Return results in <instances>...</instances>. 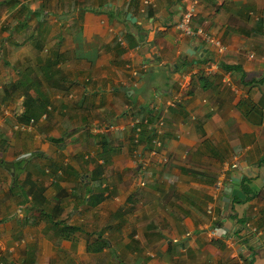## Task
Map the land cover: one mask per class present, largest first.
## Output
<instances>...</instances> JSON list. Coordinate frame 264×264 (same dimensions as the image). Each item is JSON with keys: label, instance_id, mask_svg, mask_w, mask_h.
I'll list each match as a JSON object with an SVG mask.
<instances>
[{"label": "crops", "instance_id": "1", "mask_svg": "<svg viewBox=\"0 0 264 264\" xmlns=\"http://www.w3.org/2000/svg\"><path fill=\"white\" fill-rule=\"evenodd\" d=\"M187 1L0 0L2 264H264V0Z\"/></svg>", "mask_w": 264, "mask_h": 264}, {"label": "built area", "instance_id": "2", "mask_svg": "<svg viewBox=\"0 0 264 264\" xmlns=\"http://www.w3.org/2000/svg\"><path fill=\"white\" fill-rule=\"evenodd\" d=\"M200 1L201 0H188L187 1V3L185 4L184 10L182 11L180 15V18L176 21V24H175L176 29L178 30L180 35H183L186 37H199L204 42L215 46L218 52H223L226 49V45L218 37L212 35L211 33L203 29L202 27L196 26L194 24L193 18L197 12V7ZM216 68H217V63L213 61L211 64L207 66V73L211 74L212 71ZM44 117H45V114L42 116V118ZM140 121L141 120L139 118H134L132 120V125L135 126L136 133H138L140 130V126H139ZM33 122H34L33 119H30L27 123L16 122L14 124V128L26 129L31 124H33ZM143 122L146 123V119ZM158 132H160V130L157 129V133ZM152 141L155 142L156 144H159V141L155 138ZM222 187H223L222 179H217L213 186V195H215ZM213 209H214V203L213 201H209L206 205L205 211L207 214L212 216V218H214ZM251 231L257 233L255 228H253ZM208 232L212 236H216V235L225 236L226 235V237H228L227 231L221 226L211 225L208 229ZM0 264H2L1 261H0Z\"/></svg>", "mask_w": 264, "mask_h": 264}, {"label": "trees", "instance_id": "3", "mask_svg": "<svg viewBox=\"0 0 264 264\" xmlns=\"http://www.w3.org/2000/svg\"><path fill=\"white\" fill-rule=\"evenodd\" d=\"M223 68H225V70H230V69H234V66L224 65ZM48 102L49 101L46 97L41 99V98L25 95V98L23 100V107H24L23 112L18 115L19 122L26 123L30 119L37 120V118L41 115V112L46 111V106ZM153 112L154 111L152 109L145 108L144 115H146L148 119L145 118L146 123L143 122L144 119L141 120L139 125L140 132L138 133V136H140V141L147 142V145H149L148 143L154 139V135L156 134L153 123L155 122L154 120L158 118L159 115L157 113L153 114ZM245 187H246L245 185L242 186L243 191L248 189V187L246 188ZM233 198L234 200L237 201L236 196H234ZM236 220L240 222L241 227L236 231H234V235L243 238V242L247 243L254 235H256V232H252L250 229L247 228L245 219L236 218ZM214 225H220V224L216 222L214 223Z\"/></svg>", "mask_w": 264, "mask_h": 264}, {"label": "water", "instance_id": "4", "mask_svg": "<svg viewBox=\"0 0 264 264\" xmlns=\"http://www.w3.org/2000/svg\"><path fill=\"white\" fill-rule=\"evenodd\" d=\"M193 49H194V52H195V51H200V50H202L201 53L206 52V50H205L204 48H201V46H199V47H195V48L193 47ZM230 189H231V186H229V187H225V190L227 191V193H226L227 195H228ZM224 200L228 202L230 199L226 196V197L224 198Z\"/></svg>", "mask_w": 264, "mask_h": 264}, {"label": "rangeland", "instance_id": "5", "mask_svg": "<svg viewBox=\"0 0 264 264\" xmlns=\"http://www.w3.org/2000/svg\"><path fill=\"white\" fill-rule=\"evenodd\" d=\"M2 104H3V106H4V105L7 106V103H3V102H2L1 105H2ZM101 258L103 259V257H101Z\"/></svg>", "mask_w": 264, "mask_h": 264}]
</instances>
